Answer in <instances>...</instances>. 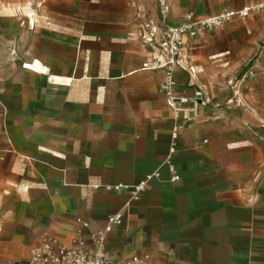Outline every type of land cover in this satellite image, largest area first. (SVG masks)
Segmentation results:
<instances>
[{
    "label": "crops",
    "instance_id": "0c3cea01",
    "mask_svg": "<svg viewBox=\"0 0 264 264\" xmlns=\"http://www.w3.org/2000/svg\"><path fill=\"white\" fill-rule=\"evenodd\" d=\"M258 1L169 0L168 23ZM107 2L70 32L78 55L69 75L40 58L49 77L2 69L0 119L30 122L13 121L0 141V264H24L45 234L66 245L82 234L91 248V233L118 212L104 244L113 259L264 264V11L185 38L187 69L175 75L190 100L176 117L164 70L145 67L158 54L141 37L135 0H97ZM150 9L159 20L157 0Z\"/></svg>",
    "mask_w": 264,
    "mask_h": 264
},
{
    "label": "rangeland",
    "instance_id": "374dc122",
    "mask_svg": "<svg viewBox=\"0 0 264 264\" xmlns=\"http://www.w3.org/2000/svg\"><path fill=\"white\" fill-rule=\"evenodd\" d=\"M149 1L156 5V0H135V22L139 25L155 19L150 17ZM109 6V2L97 3V0H0V74L3 68L13 74L15 68L24 66L49 77L47 64L54 74L69 75L78 55L77 42L70 32L84 25V19L93 16L95 10H108ZM188 68L198 80L195 67L189 64ZM238 74L231 75L232 86L239 80ZM0 84L3 88V83ZM13 121L30 122L10 117L0 119V141L7 131L14 133ZM21 128L25 134L34 132L28 125Z\"/></svg>",
    "mask_w": 264,
    "mask_h": 264
},
{
    "label": "built area",
    "instance_id": "2783aa9c",
    "mask_svg": "<svg viewBox=\"0 0 264 264\" xmlns=\"http://www.w3.org/2000/svg\"><path fill=\"white\" fill-rule=\"evenodd\" d=\"M160 4V19H149L146 23L141 37L143 41L157 52L154 64L145 63L147 68H160L164 70L163 88L167 105L172 110L174 116L179 117L184 111V104L190 98L181 95L177 91L176 69L178 67L187 69L184 63V42L185 38L195 39L201 31H211L217 27L224 26L235 16H248L252 12L264 11V0L244 6L239 10L225 9L217 14L208 16H195L188 13L184 16V21L179 25L168 23L171 10L169 0H157ZM247 71L243 77L251 74ZM195 100L200 104H207V100L197 93ZM178 127H175L173 136H176ZM174 151V150H173ZM179 179V175L172 178ZM146 182H141L132 187L133 198H137L139 192L145 189ZM122 184L114 188H122ZM108 190L113 189L107 186ZM123 219L122 212H118L108 217L107 225L102 230L93 231L90 240L93 247H88L83 235L74 239L73 245H66L58 242L49 234H45L41 241L33 246L24 264H147L148 256L134 255L125 260L113 259L105 250V238L111 231L114 224H120ZM83 227H89V222L79 220Z\"/></svg>",
    "mask_w": 264,
    "mask_h": 264
},
{
    "label": "bare ground",
    "instance_id": "6f19581e",
    "mask_svg": "<svg viewBox=\"0 0 264 264\" xmlns=\"http://www.w3.org/2000/svg\"><path fill=\"white\" fill-rule=\"evenodd\" d=\"M31 18H32V20H35V17L34 16H32Z\"/></svg>",
    "mask_w": 264,
    "mask_h": 264
}]
</instances>
